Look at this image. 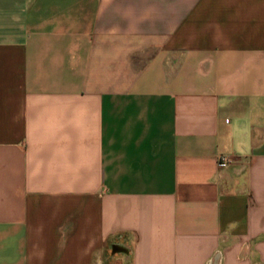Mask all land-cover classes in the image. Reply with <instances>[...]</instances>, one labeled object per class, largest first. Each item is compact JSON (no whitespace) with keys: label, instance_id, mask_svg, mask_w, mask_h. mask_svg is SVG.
Wrapping results in <instances>:
<instances>
[{"label":"crops","instance_id":"crops-1","mask_svg":"<svg viewBox=\"0 0 264 264\" xmlns=\"http://www.w3.org/2000/svg\"><path fill=\"white\" fill-rule=\"evenodd\" d=\"M0 264H264V0H0Z\"/></svg>","mask_w":264,"mask_h":264},{"label":"built area","instance_id":"built-area-1","mask_svg":"<svg viewBox=\"0 0 264 264\" xmlns=\"http://www.w3.org/2000/svg\"><path fill=\"white\" fill-rule=\"evenodd\" d=\"M231 157L224 155V154H220L217 156V163L219 166L228 164L229 162H231Z\"/></svg>","mask_w":264,"mask_h":264}]
</instances>
